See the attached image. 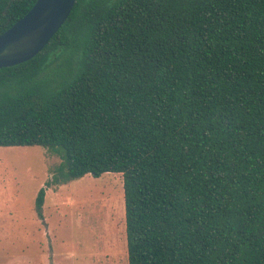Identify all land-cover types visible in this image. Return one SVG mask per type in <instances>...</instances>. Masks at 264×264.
Returning <instances> with one entry per match:
<instances>
[{"label": "trees", "instance_id": "obj_1", "mask_svg": "<svg viewBox=\"0 0 264 264\" xmlns=\"http://www.w3.org/2000/svg\"><path fill=\"white\" fill-rule=\"evenodd\" d=\"M36 0H0V34ZM47 187L122 177L127 264H264V0H75L0 67V147Z\"/></svg>", "mask_w": 264, "mask_h": 264}, {"label": "rangeland", "instance_id": "obj_2", "mask_svg": "<svg viewBox=\"0 0 264 264\" xmlns=\"http://www.w3.org/2000/svg\"><path fill=\"white\" fill-rule=\"evenodd\" d=\"M39 145L0 147V264H127L122 177L39 189L59 163Z\"/></svg>", "mask_w": 264, "mask_h": 264}, {"label": "water", "instance_id": "obj_3", "mask_svg": "<svg viewBox=\"0 0 264 264\" xmlns=\"http://www.w3.org/2000/svg\"><path fill=\"white\" fill-rule=\"evenodd\" d=\"M75 0H36L0 34V67L24 62L39 52L69 15Z\"/></svg>", "mask_w": 264, "mask_h": 264}]
</instances>
